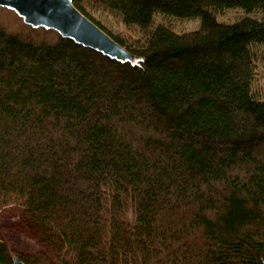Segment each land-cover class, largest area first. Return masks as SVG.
Masks as SVG:
<instances>
[{
    "label": "trees",
    "instance_id": "1",
    "mask_svg": "<svg viewBox=\"0 0 264 264\" xmlns=\"http://www.w3.org/2000/svg\"><path fill=\"white\" fill-rule=\"evenodd\" d=\"M73 4L137 62L0 7V212L40 237L19 259L262 264L264 0Z\"/></svg>",
    "mask_w": 264,
    "mask_h": 264
},
{
    "label": "water",
    "instance_id": "2",
    "mask_svg": "<svg viewBox=\"0 0 264 264\" xmlns=\"http://www.w3.org/2000/svg\"><path fill=\"white\" fill-rule=\"evenodd\" d=\"M74 0H0V7L13 11L34 28L52 30L75 44L120 63H136L137 59L116 43L74 6ZM12 264H24L14 257ZM264 264V261L263 263Z\"/></svg>",
    "mask_w": 264,
    "mask_h": 264
},
{
    "label": "rangeland",
    "instance_id": "3",
    "mask_svg": "<svg viewBox=\"0 0 264 264\" xmlns=\"http://www.w3.org/2000/svg\"><path fill=\"white\" fill-rule=\"evenodd\" d=\"M227 17L234 18L236 13H230ZM192 23L184 22V24L174 28L175 32L180 33L181 30L191 31L189 27ZM39 240V229L22 219L15 210L5 209L0 212V241L7 242L12 251V258H19L22 254L37 250Z\"/></svg>",
    "mask_w": 264,
    "mask_h": 264
}]
</instances>
